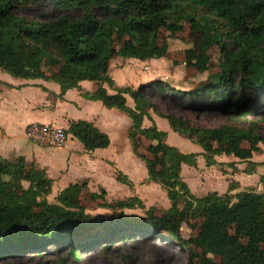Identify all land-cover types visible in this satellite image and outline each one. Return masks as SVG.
Segmentation results:
<instances>
[{"label":"trees","instance_id":"1","mask_svg":"<svg viewBox=\"0 0 264 264\" xmlns=\"http://www.w3.org/2000/svg\"><path fill=\"white\" fill-rule=\"evenodd\" d=\"M43 5L49 10L39 20L13 14L15 9ZM182 21L194 34L184 52L185 66L202 70L208 63L206 51L215 46L221 60L219 73L188 92L158 81L136 89L115 86L109 76L111 60L144 62L164 57L168 43L160 31L173 38ZM0 72L14 79L56 83L59 98L73 88L82 92L80 82L96 83L92 94L81 95L130 119L127 139L132 153L143 162L147 181L159 185L170 203L160 215L152 207L143 216L120 211L92 218L77 199L79 186L69 185L52 204L47 201L52 180L44 171L23 157L0 160V258L51 249L67 251L78 260L80 254L108 250L119 241L158 236L176 243L185 253L186 264H264V193L243 189L231 194L238 188L232 181L224 194L211 192L197 198L181 179L182 165L196 168L202 157L206 167H213L222 164L215 158L223 154L244 162L242 173L255 174L264 167V162L252 161L253 154L261 152L259 145H264L256 123L247 129L196 127L180 116L159 112L146 96L148 91L161 96L169 93L179 107L226 119L260 116L264 108V0H0ZM150 111L165 120L172 132L199 146L201 153H182L168 145L167 134L157 128ZM144 119L149 127L143 126ZM65 133L86 152L110 145L108 135L84 121L69 123ZM139 141L146 142L148 157L138 153ZM230 166L234 173L235 165ZM115 180L132 188L119 171ZM259 180L264 186V172ZM105 193L100 189L99 195L90 196L100 199ZM105 206L144 209L137 197ZM194 210L204 213L198 233L183 239L181 226ZM231 222L233 234L228 228Z\"/></svg>","mask_w":264,"mask_h":264},{"label":"rangeland","instance_id":"2","mask_svg":"<svg viewBox=\"0 0 264 264\" xmlns=\"http://www.w3.org/2000/svg\"><path fill=\"white\" fill-rule=\"evenodd\" d=\"M49 10L48 5L40 7H31L27 9H15L13 14L16 17H21L27 20H39L43 11ZM181 30L176 32L173 38H169V34L165 30L160 31V36L167 39V53L160 59L147 60L144 62L137 60H121L114 58L110 62L109 76L114 80L116 87H132L138 88L140 85H148L153 82H161L167 85L168 88L175 91L188 92L199 85L206 83L209 77L219 73L221 69V60L217 47H210L206 51L208 63L202 70L187 68L184 64V52L191 46L194 34L191 33L188 23L182 21L180 23ZM43 70L47 72L45 66ZM112 92V91H111ZM167 91H165L166 93ZM172 94L159 95L146 92L148 100L154 103L157 110L163 114H172L180 116L190 122L193 126L201 128H215L220 125H231L238 128L247 129L251 122L256 123L258 134L264 137V108L260 116L246 117L241 119H226L219 115L195 113L177 106L175 101H172ZM127 105L132 107L131 100L126 97ZM107 119L115 125L114 129H110V150L109 152H96L97 160L103 157L101 161L86 162L80 161L78 158L79 167L72 172L71 179L76 180L79 190L77 199L83 206L86 214L92 218H100L110 216L114 212H124L132 216H143L149 208L155 209V214L160 215L164 210L170 207V203L166 198L161 187L153 182L147 181V173L143 162L137 158L131 150V146L125 145L123 132L125 129L124 119L117 110H107ZM152 119L160 123V118L149 112ZM161 130L163 127L168 128L165 120H161ZM164 122V123H163ZM144 125L150 126L149 121H145ZM170 131V130H169ZM171 135L167 141L168 145L176 147L182 153L200 152L201 149L197 145L191 144L189 141L170 131ZM121 141V142H120ZM80 142L71 141L67 149L73 154L78 150ZM176 144L177 146L173 145ZM261 152L253 154L252 161L257 163L264 162V145H259ZM146 142L139 141L138 153L144 156L147 154ZM62 152V150H61ZM66 152V151H65ZM91 156V155H89ZM220 165L206 167L202 157L197 159L196 168L184 166L181 171V179L187 184L190 192L197 198H201L208 193H224L230 182L234 181L229 177H233V169L230 163L235 165L236 169L245 168V163L238 159L223 154L221 157H216ZM53 164L52 174L57 177V168L62 165L59 158L52 157L50 160ZM76 161L74 160V163ZM72 170V169H70ZM119 171L125 175L132 183V188L123 185L115 180V172ZM236 173L238 170H235ZM234 171V172H235ZM67 171H65L66 173ZM264 172V167L259 168V172H255L251 177L245 175L242 178H249L242 185L246 190L264 193V186L260 183V176ZM224 173V174H223ZM260 173V174H259ZM64 174V171L60 172ZM50 175V174H49ZM244 175V173H243ZM53 177V178H54ZM58 178V177H57ZM63 178L59 185L64 184L66 179ZM235 182V181H234ZM26 187V184H23ZM243 188V187H242ZM3 188H0V192ZM100 189L106 193L100 196V199H92L91 194L99 195ZM226 189V190H224ZM238 190L231 192L237 193ZM59 193L55 189L47 197L49 203H56L55 197ZM130 197H137L144 205V209L126 210L118 206L109 208L105 205H115L118 201H125ZM104 199V200H103ZM235 202V200L233 201ZM203 212L194 210L185 224L181 226V237L188 239L196 236L202 222ZM232 219L231 214L229 215ZM229 233H234L233 223L229 224ZM0 264H186L185 253L171 241L168 237L154 236L147 240L137 239L121 243L119 241L108 250L97 249L80 254L78 260H75L67 251H57L51 249L27 250L20 254L19 252L5 255L0 258Z\"/></svg>","mask_w":264,"mask_h":264},{"label":"crops","instance_id":"3","mask_svg":"<svg viewBox=\"0 0 264 264\" xmlns=\"http://www.w3.org/2000/svg\"><path fill=\"white\" fill-rule=\"evenodd\" d=\"M79 86L83 93L92 94L96 89V83L89 81L80 82ZM104 87L109 94H113V91L111 92L106 85H104ZM82 92L73 88L67 90L64 95L59 98L60 87L56 83L44 80L14 79L0 72V160L13 161L19 157H23L27 164L33 163L37 169L45 172L47 178L52 180L51 192L55 189L56 192L60 193L69 185H77L76 180L78 178L72 180L71 175L77 168L82 169L79 167L80 161H101L103 157H99L97 160V156H95L97 154L96 152H109L111 143L107 149H97L93 152L84 151L83 146L81 145V149L79 143H77L79 148L76 150V153L73 154L67 147L71 141L77 142L78 140L71 135H68V140L63 147L52 148L32 143L27 138L25 130L31 123H40L52 125L66 131L69 123L84 121L92 124L100 132L111 135L110 129H114L115 125H112L113 122L109 121L106 117L108 115V109L103 107L98 101L86 100L81 95ZM122 115L123 117L118 115L120 118L124 119L125 124L122 140H124L127 147H130L129 140L127 139V132L131 126V121L127 116L124 114ZM161 120L159 124L157 121L153 120L159 130H161V126H159L162 123ZM145 121L148 120L144 119V122ZM144 122L143 126L146 127ZM163 129L164 130L161 131L167 134L168 141L170 136H172L170 133L171 129L169 128L170 131L165 127H163ZM173 145L177 146L176 144ZM195 153H201V151ZM52 157L59 158V162L62 163V165H59L57 168L58 178L54 177L52 174L53 166L58 164H53L50 161ZM78 158H80V161H78ZM216 159L217 158H215V160ZM74 160L76 164H73ZM184 166L185 165H182L181 171ZM237 170L238 172L232 173L233 177L229 178L233 179L238 184L237 190L240 192L245 189L242 185V181H246L249 178H242L246 175L242 173L244 169L237 168ZM62 171H64V174H60ZM65 171L67 172L65 173ZM256 172H259V168L256 169ZM69 176L70 178L66 179L64 184L59 185L63 178ZM251 176L252 175L249 177Z\"/></svg>","mask_w":264,"mask_h":264},{"label":"built area","instance_id":"4","mask_svg":"<svg viewBox=\"0 0 264 264\" xmlns=\"http://www.w3.org/2000/svg\"><path fill=\"white\" fill-rule=\"evenodd\" d=\"M25 133L32 143L45 147L61 148L68 140L65 130L40 123H31Z\"/></svg>","mask_w":264,"mask_h":264}]
</instances>
